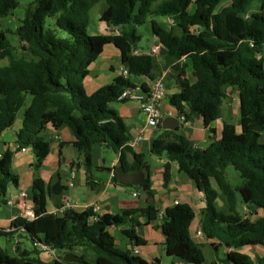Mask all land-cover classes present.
I'll return each mask as SVG.
<instances>
[{
	"label": "trees",
	"instance_id": "16d2710c",
	"mask_svg": "<svg viewBox=\"0 0 264 264\" xmlns=\"http://www.w3.org/2000/svg\"><path fill=\"white\" fill-rule=\"evenodd\" d=\"M100 1L105 3L100 21L118 28V33H87L90 12ZM225 1L228 3L219 9ZM17 4L18 0H0V18ZM47 17L54 19V28L45 25ZM143 24H148L173 60L168 76L174 78L178 91L170 102L187 120L198 115L208 127L217 118L226 88L236 89L237 127L224 121L221 137L203 149L182 134L169 138L163 133L154 139L151 154L166 159L164 185L171 178V162L176 161L179 171L202 189L206 199L200 220L202 232L218 245L232 248L226 256L229 262L264 264V255L255 259L239 251L244 246L264 245V214L256 219L242 216L236 196L238 193L242 203L264 212V0H36L35 9L15 29L21 43L19 55L0 31V60H6L0 65V135L25 106L17 149L30 147L34 154L30 192L34 216H16L7 228H0V239H17L14 255L0 245V264H160L135 257L130 249H118L110 232L127 224L122 232L131 245H138L136 228L143 219L147 223L158 216L152 203L116 214H96L88 207L83 211L65 209L57 215L47 210V202L62 196L65 186L57 173L47 183L38 175L49 153L50 144L43 135L47 125L69 126L88 174L99 169L91 159L95 146L120 152L119 162L127 172L137 171L145 163V155L129 145L131 137L122 117L110 106L125 87L134 84L118 76L92 93H87L83 84L89 65L107 45L119 50L121 64L129 74L155 79L153 56L133 53L141 39L137 26ZM57 29L64 34L59 36ZM182 58L190 60L194 82L186 78ZM125 152L132 155L130 164ZM12 155L5 150L0 157V205L7 201L8 184L18 185L19 177L11 168ZM229 164L242 179L234 187L225 179ZM113 180L118 181L116 172ZM88 181L92 187L98 184L90 176ZM135 188L148 197L154 195L149 180ZM217 197L223 201L221 207ZM194 217L188 204L177 203L166 209L159 225L168 256L203 264V246L190 235ZM24 239L30 243L29 249L20 247ZM42 246L62 252L46 261L39 256ZM77 248L82 262L62 260L66 252Z\"/></svg>",
	"mask_w": 264,
	"mask_h": 264
},
{
	"label": "crops",
	"instance_id": "0c3cea01",
	"mask_svg": "<svg viewBox=\"0 0 264 264\" xmlns=\"http://www.w3.org/2000/svg\"><path fill=\"white\" fill-rule=\"evenodd\" d=\"M104 8L101 7L94 16L96 33H118V28L109 26L100 21L99 17ZM152 45H159L157 53L152 55L155 75L157 77H163L167 88L166 96L160 104L162 117L158 126L152 128L146 125L145 115L140 111L136 101L117 100L112 102L110 106L122 117L131 140L140 137L137 143L130 144V146L134 152L145 155V163L149 165L146 180H149L151 183V188L154 191L153 197L151 198L143 193H139L135 185L131 186L113 180L115 172L114 167L115 164L119 162L120 152L112 151V155L105 151L107 149L104 150L102 149L103 147L95 146L92 149L91 159L93 166L99 167V169H94L88 174L83 161V153L73 145L74 136L71 129L66 124L57 128L51 125L45 127L43 135L49 141V153L43 160L38 175L47 183L51 179V176L57 173L60 183L65 186V191L62 196H55L54 199H48L47 210L49 212L58 208L55 203L61 205L66 201H69L72 204V209L76 211H83L91 207L96 214H116L124 209L145 207L152 203L158 210V216L155 220L147 223L143 219V223L136 228L135 233L140 239V243L138 245H131V241L122 232V229L128 227L127 224H124L120 227H113L110 229L111 234L115 238V246L120 250L130 249L132 255L149 263L158 260L160 264H189L180 258L170 257L166 253L164 244L165 235L159 224L167 208L177 203L188 204L195 214L190 225L191 238L196 243L201 244L203 249L206 246H210L214 252L223 245H218L216 241H212L203 235L196 234L200 226L202 211L206 207V199L202 189L188 174L179 171L176 161L171 162V178L168 184L164 185L163 164L166 162V159L151 154V147L154 139L163 133L169 138L174 133H178L193 141L196 148H206L211 142L221 137L222 124L227 120H225L223 114H219L218 109L217 118L208 127L203 126L201 117L198 115H193L187 123H183L180 120V113L176 111V108L170 102V97L178 91V86L174 78L168 76L171 72L170 68L173 64V60L169 57L166 48H164L158 39L153 36V42L147 48L137 47V50L140 53H144L147 52ZM181 62L186 64V78L194 82L195 78L191 74L192 69L190 60L188 58H182ZM122 67L119 50L113 45L105 46L101 54L88 67V74L83 82L86 92L92 93L98 88L112 83L116 77L121 76ZM127 78L133 84H143L147 87L153 80L143 75L133 76L131 74ZM227 104L231 105L228 101ZM228 109L229 114L227 117L230 119V115L233 114L232 105L228 106ZM176 121L179 123L177 126ZM238 121L239 116L235 124L236 127L238 126ZM21 127L22 118L18 121L16 115L14 123L6 128L0 135V157L5 150L13 152L11 168L19 177L17 186L9 183L7 187L6 200H12V204H7L5 202V204L0 205V228H7L11 220L16 216H24L26 210H32L30 192L34 176V154L30 147H25L21 150L17 149V132ZM132 159V155L129 152H125V160L128 164L132 162ZM88 176H90L91 180L98 183L96 187L90 185ZM211 186L217 190V185L214 180H211ZM22 192L26 193L25 197L21 196ZM135 192L138 194L134 195ZM241 204L244 209L253 208L255 210L254 214L256 216L253 217L255 219L264 214L259 208L252 205H245L242 201ZM222 205L219 206L221 207ZM247 217L250 218L249 216ZM24 240H21L20 247L29 249L30 247L24 246ZM15 241H17L16 238L10 240L5 239V245H0L5 247L10 254L14 255L15 250L13 245ZM213 243L215 246L212 245ZM245 247L256 248V246H244L239 251L247 253L243 250ZM134 249H138V252L135 253ZM231 250L232 248L226 247V255ZM76 252L77 253H73H79V251ZM60 254L56 251L53 253V251L44 250L39 256L46 261H50ZM247 254L253 257L250 253ZM205 263L206 257L203 264ZM209 264L232 263L214 256L209 261Z\"/></svg>",
	"mask_w": 264,
	"mask_h": 264
},
{
	"label": "rangeland",
	"instance_id": "374dc122",
	"mask_svg": "<svg viewBox=\"0 0 264 264\" xmlns=\"http://www.w3.org/2000/svg\"><path fill=\"white\" fill-rule=\"evenodd\" d=\"M228 2H223L219 9H221V7L223 5H226ZM105 3L104 1H100L97 5H95L92 10H91V16H90V21L87 27V33L88 34H93L96 33V28H95V14L100 10V8H104ZM36 7V0H18V4L15 8L11 9L7 15L3 16L0 18V31H3L5 33V35L10 39L11 43L15 46L17 55L20 54L21 51V43L18 40V37L15 34V29L16 27L21 23V21L26 17V15L28 14V12L30 10H34ZM54 19L53 18H49L47 17L45 20V25L46 26H50L51 28H54ZM165 25H168V22L166 20H164ZM137 32L139 34H141V39L140 41L137 42L136 46L139 48H147L152 42H153V36L150 32L149 26L148 24H143L140 26H137ZM57 34L59 36H62L64 33L57 29ZM6 63L5 59L0 60V65H3ZM227 92H226V97L223 99L222 104L219 107V114H223L225 116V120H227L228 122H231L233 124H236L238 116H239V104H238V93L236 91V89L233 88H226ZM28 101L30 100V96H28ZM227 101L230 102V104L233 107V114L230 115V119L227 117L229 114V109L227 104ZM228 109V110H227ZM25 110V106L21 107L18 112H17V119L19 121V119L22 118L23 113ZM231 113V111H230ZM232 120V121H231ZM103 147L102 149H107L105 151H107V153H110L113 155V152L110 148H106L105 146H100ZM225 179L226 181L231 184L233 187L237 186L241 183L242 179L240 177V174L237 170H235V168L229 164L226 168H225ZM237 202H238V210L240 212V214L242 216H249L250 218L255 217L256 215L255 210L252 208H247L244 209L242 208V204H241V197L240 195L237 193ZM254 214V215H253ZM24 246L25 247H30V243L26 240H24ZM0 244L5 245V239L1 238L0 239ZM204 254L206 257V263L205 264H209V261L211 260V258H213L214 256H216L217 258H221V259H225L227 260V255H226V247L225 246H220L218 248V250L216 252L213 251V249L210 246H206L204 249ZM243 250H245L247 253H250L251 255H253V257L256 259L258 257H260V255H264V246H256V248H251V247H245ZM76 251L80 250L77 248L75 249V253H77ZM57 253H61V250H57Z\"/></svg>",
	"mask_w": 264,
	"mask_h": 264
},
{
	"label": "built area",
	"instance_id": "2783aa9c",
	"mask_svg": "<svg viewBox=\"0 0 264 264\" xmlns=\"http://www.w3.org/2000/svg\"><path fill=\"white\" fill-rule=\"evenodd\" d=\"M159 49V45H152L150 49L147 52H144L145 54L153 55L157 53ZM133 53H140L137 49L133 51ZM129 72L125 67L121 68V76L124 78H127L129 76ZM143 84L136 85L131 87H125L122 91L121 95L119 96V100H133L138 103L140 111L145 115L146 119V125L156 128L161 120L162 112L160 110V104L163 101V99L166 96V84L164 82L163 77H157L152 80L151 84L147 87L144 86L142 88ZM180 120L183 123H187L188 120L185 118L184 115L180 114ZM140 137L134 138L129 141L130 144H135L138 142ZM138 194L137 192L134 193V195ZM22 197L26 196V193H21ZM7 204H12V200H7ZM72 208V204L69 201L64 202L60 207L54 209L52 212L59 215L62 214L65 209ZM25 217L28 219L33 218V211L32 210H26ZM197 235H203L202 229L199 226L197 231ZM43 250L53 251L54 249H51L46 246H42ZM134 252L137 253L138 249H134Z\"/></svg>",
	"mask_w": 264,
	"mask_h": 264
},
{
	"label": "water",
	"instance_id": "95a60500",
	"mask_svg": "<svg viewBox=\"0 0 264 264\" xmlns=\"http://www.w3.org/2000/svg\"><path fill=\"white\" fill-rule=\"evenodd\" d=\"M178 124H179L178 121H176V126ZM114 171L117 174L118 181L125 184H131L138 187H142L146 181V174L149 171V165L147 163H143V165L139 170L127 172L123 168V164L121 162H117L115 164ZM216 200L218 202V205H222V201L220 198L217 197ZM62 260L67 263L82 262L80 256L73 252H66L62 256Z\"/></svg>",
	"mask_w": 264,
	"mask_h": 264
}]
</instances>
